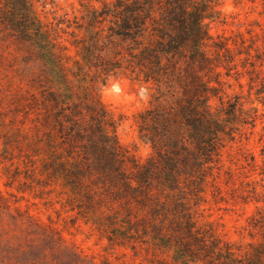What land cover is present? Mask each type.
Masks as SVG:
<instances>
[{"label": "rangeland", "instance_id": "374dc122", "mask_svg": "<svg viewBox=\"0 0 264 264\" xmlns=\"http://www.w3.org/2000/svg\"><path fill=\"white\" fill-rule=\"evenodd\" d=\"M210 1L208 33L233 50L211 83V104L227 122L189 209L199 229L238 254L264 236V0ZM45 2L35 7L43 40L0 32V264H170L175 242H163L167 228L154 230L134 180L156 157L147 141L160 130L153 111L172 106L175 77L168 68L160 86L145 83L132 56L136 42H152L117 40L109 16L88 26L114 0ZM93 100L129 189L95 165L109 166L91 132Z\"/></svg>", "mask_w": 264, "mask_h": 264}, {"label": "trees", "instance_id": "16d2710c", "mask_svg": "<svg viewBox=\"0 0 264 264\" xmlns=\"http://www.w3.org/2000/svg\"><path fill=\"white\" fill-rule=\"evenodd\" d=\"M210 3V0H114L108 12L93 11L89 19L92 24L88 26L109 16L116 26L113 33L117 40H150L152 43L146 46L136 42L139 53L132 56L135 65L141 67L143 81L160 86L164 69L170 68L169 74L179 86L169 110L161 107L153 111L160 130H155V135L147 141L156 157L134 180L142 207L149 208L154 230L157 232L161 226L167 228L169 235H163V242H175L176 251L170 264H264V236L259 243L237 248V254L210 230L199 229L189 209L191 201L201 193L205 172L218 153L217 142L225 133L227 122L222 110L211 104L216 89L211 83H217L213 77L219 73L214 72L225 68L233 50L228 40L218 36L215 40L208 33L207 22L212 19ZM36 5L44 8L46 2L0 0V32L9 40L29 43L43 40L47 31L35 12ZM244 54L250 56L248 50ZM93 102L91 112L94 110L92 114L96 117L91 132L112 168L95 165L110 178L114 171L120 184L129 189L125 176L111 165L114 150H106L104 118L95 112L99 102ZM224 115L226 119L233 118L234 109ZM73 116L71 113L67 116L68 122L75 137L82 140ZM93 135L89 141L94 140ZM157 138H160L158 142ZM151 181L158 185L155 193Z\"/></svg>", "mask_w": 264, "mask_h": 264}]
</instances>
